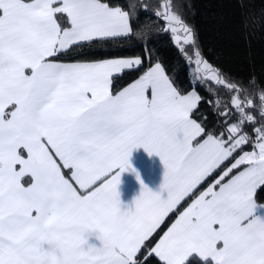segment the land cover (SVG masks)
<instances>
[{
  "label": "snow or ice",
  "instance_id": "1",
  "mask_svg": "<svg viewBox=\"0 0 264 264\" xmlns=\"http://www.w3.org/2000/svg\"><path fill=\"white\" fill-rule=\"evenodd\" d=\"M133 8L0 0V264H264V90L254 108L251 93L196 52L194 89L215 81L238 93L231 111L215 101L209 128L206 113H194L201 96L183 92L160 62L115 94L114 79L142 66L140 58L62 62L139 36ZM153 15L195 46L181 16L167 8ZM258 23L245 18L246 27ZM140 147L165 172L159 192L141 181L133 208L118 188Z\"/></svg>",
  "mask_w": 264,
  "mask_h": 264
},
{
  "label": "trees",
  "instance_id": "2",
  "mask_svg": "<svg viewBox=\"0 0 264 264\" xmlns=\"http://www.w3.org/2000/svg\"><path fill=\"white\" fill-rule=\"evenodd\" d=\"M110 6H120L129 10V3L135 6L130 10V23L139 36L130 35L117 41L95 44L82 52L73 53L63 61L102 60L108 58L140 57L142 66L136 70H126L113 81V92H117L140 77L156 62H160L167 73L174 78L180 89L187 93L193 90L189 58L200 53L219 71L227 74L237 84L240 93H251L253 107L258 104L257 97L264 90V0H107ZM145 6L147 8L145 9ZM190 6V7H189ZM168 11L181 16L195 33V46L188 43L178 45L173 32L162 16L153 13ZM255 17L259 23L245 26V18ZM254 85V86H253ZM195 90L202 98L197 110L207 115V127L212 128L218 117L213 114L215 101L221 107L229 104L225 111H231L230 100L238 93H232L215 81L204 86L197 84ZM219 110V109H217ZM255 115V113H253ZM251 132V128H249ZM219 171V170H218ZM215 173L199 186L203 191L213 182ZM258 202H264V190L257 192ZM191 199L186 198L181 205L166 217L160 234L166 231L177 215Z\"/></svg>",
  "mask_w": 264,
  "mask_h": 264
},
{
  "label": "crops",
  "instance_id": "3",
  "mask_svg": "<svg viewBox=\"0 0 264 264\" xmlns=\"http://www.w3.org/2000/svg\"><path fill=\"white\" fill-rule=\"evenodd\" d=\"M124 58L135 59L140 57H124ZM62 62H68V61H62ZM70 62H76V61H70ZM131 83H129L128 85H130ZM128 85H126L125 87H127ZM123 88H121L120 90H122ZM113 93L115 94L116 92ZM130 161L132 168H134L135 171H133L132 168H130L128 171H125L121 174V183L119 185L118 190L121 194L122 203L124 205H129L134 208L133 202L141 194L142 191L141 181H143V186H147L149 189H151L154 192H159L161 185L163 183L165 167L158 155L156 154L150 155L143 147L133 150L132 155L130 157ZM137 173L139 174V179L137 178ZM190 203L184 209H186L190 205ZM183 210H181V212Z\"/></svg>",
  "mask_w": 264,
  "mask_h": 264
},
{
  "label": "rangeland",
  "instance_id": "4",
  "mask_svg": "<svg viewBox=\"0 0 264 264\" xmlns=\"http://www.w3.org/2000/svg\"><path fill=\"white\" fill-rule=\"evenodd\" d=\"M173 37H174L175 42L180 46H183V44L187 43L185 41V33L182 28H177V31L173 32ZM199 58L201 59V57ZM196 59H197L196 55L194 57L189 58L191 78L193 79V81H195L196 77L200 75V73L197 72V66L195 65ZM200 67H202V65Z\"/></svg>",
  "mask_w": 264,
  "mask_h": 264
}]
</instances>
